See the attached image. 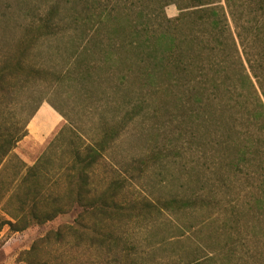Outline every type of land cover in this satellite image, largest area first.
I'll return each mask as SVG.
<instances>
[{
  "label": "rangeland",
  "instance_id": "1",
  "mask_svg": "<svg viewBox=\"0 0 264 264\" xmlns=\"http://www.w3.org/2000/svg\"><path fill=\"white\" fill-rule=\"evenodd\" d=\"M49 13L62 21L60 35L37 42L25 63L51 74L66 66L71 0H0V65L16 53L25 29ZM164 13L168 19L180 15L175 5ZM259 75L264 85V71ZM117 77L84 89L71 82L61 97H53L66 119L39 139L28 133L35 123L26 122L46 96L48 83L23 85L19 79L0 88V129L27 133L12 154L18 165L45 164L37 189L43 196L66 190L65 169L73 150L82 152L101 141L104 129L126 121L89 173V186L98 194L112 182L120 183L116 201L129 215L103 222L102 232L111 238L101 246L65 234L60 241L51 238L37 258L53 264H264V112L253 90L246 86L241 96L238 87L232 96L226 94L230 102L217 97L218 109L220 101L231 106L227 114L215 111L214 116L230 127L224 130L219 123L203 129L172 106L168 96H153L149 87L134 83L122 85ZM252 82L264 104L257 80ZM41 117L40 123L48 124L49 114ZM16 209L15 201L0 206V225ZM74 219L75 212L69 211L43 225L32 222L20 232L0 228V264H27L23 254L35 241L62 225H74Z\"/></svg>",
  "mask_w": 264,
  "mask_h": 264
},
{
  "label": "trees",
  "instance_id": "2",
  "mask_svg": "<svg viewBox=\"0 0 264 264\" xmlns=\"http://www.w3.org/2000/svg\"><path fill=\"white\" fill-rule=\"evenodd\" d=\"M71 3L70 58L60 72L51 74L25 63V57L37 42L60 35L62 21H55L50 13L34 28L25 29L16 53L5 57L0 65V88L5 82L16 84L19 79L23 85L40 80L48 83L46 96L39 99L26 125L44 103L66 119L53 97H61L72 86L71 82L84 89L112 81L114 75H118L117 81L122 85L134 83L142 89L149 87L153 96H168L172 106H177L189 121L197 122L203 129L216 128L219 123L222 129H229L230 124L219 121L214 113L219 111L223 116L230 111L228 98L232 97L226 94L232 96L238 87L243 96L249 86L264 112V104L252 82V78L257 80L264 97V85L259 79L260 71H264V0H71ZM169 5L179 10L177 18L165 16L164 8ZM208 71L213 76H207ZM217 97L222 102L225 98L228 101L226 104L220 101L219 109L215 104ZM125 126L126 121H122L117 127L106 128L100 142L82 152L73 150L72 163L65 169L66 190L49 196L37 190L44 180L45 164L36 162L27 167L19 161L18 165V158L12 154L27 133L18 134L17 128L14 133L0 129V206L17 203V213L8 212L11 220H4L0 228L8 226L20 232L32 222L43 225L69 211L75 212L74 225H62L48 232L25 251L23 260L27 264H53L37 258L36 253L49 245L51 238L60 241L65 234L86 240L89 246H101L111 238L102 232L103 222L120 221L129 215V209L116 201L120 183L112 182L98 194L89 186V173ZM89 227L97 230L89 232Z\"/></svg>",
  "mask_w": 264,
  "mask_h": 264
},
{
  "label": "crops",
  "instance_id": "3",
  "mask_svg": "<svg viewBox=\"0 0 264 264\" xmlns=\"http://www.w3.org/2000/svg\"><path fill=\"white\" fill-rule=\"evenodd\" d=\"M42 112L48 113L50 116V121L48 124H42L40 123L42 121ZM62 120V117L54 111L48 104H42L39 110L36 112L35 116L32 118V125L34 126L32 129L28 131V133L32 134L34 132L35 137L34 138H43L44 135L50 134L54 129H56ZM31 125V126H32Z\"/></svg>",
  "mask_w": 264,
  "mask_h": 264
}]
</instances>
